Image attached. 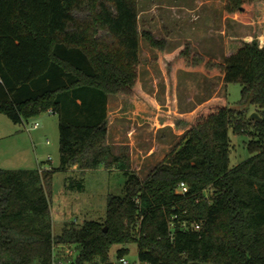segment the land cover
Returning <instances> with one entry per match:
<instances>
[{
    "label": "trees",
    "instance_id": "16d2710c",
    "mask_svg": "<svg viewBox=\"0 0 264 264\" xmlns=\"http://www.w3.org/2000/svg\"><path fill=\"white\" fill-rule=\"evenodd\" d=\"M260 1L226 0L225 11L253 17ZM143 35L165 64V41ZM140 37L138 0H0V112L15 123L59 115L60 165L48 174L113 164L126 176L102 221L65 226L56 238L39 169H0V254L11 255L0 264H56V242L77 244V264H105L114 244L122 261L131 242L139 264H264V43L239 37L217 64L261 118L209 99L176 122L182 139L141 179L108 142L109 95L141 92ZM250 122L252 154L231 166L230 129L246 133Z\"/></svg>",
    "mask_w": 264,
    "mask_h": 264
},
{
    "label": "rangeland",
    "instance_id": "374dc122",
    "mask_svg": "<svg viewBox=\"0 0 264 264\" xmlns=\"http://www.w3.org/2000/svg\"><path fill=\"white\" fill-rule=\"evenodd\" d=\"M225 2L226 0H224V12L229 15L225 11ZM258 11L261 14V10L257 8L256 13ZM256 13L253 17H232L248 22L255 18ZM246 34L249 35V33H240L238 36L247 38ZM147 48L144 47L142 51L147 50ZM178 50L175 55L166 54V58L172 60L171 63L167 62L166 58L165 64L160 63V56L157 60L165 70L164 76L160 80V94L163 90L165 91V95H163L165 96L164 104L161 106H157V103L144 91L143 87L152 93V80L141 78L140 66L141 92L137 97L130 100L122 95L111 94L109 103L110 141L114 144L115 152L128 156V164L138 173L141 179L148 176L151 170L172 150L179 140L178 137L184 134V126L180 127L176 125V122L181 121L180 124L182 125L183 121L194 118L206 102L201 103L199 101L200 104L187 113L174 111L175 108L170 111L169 106L173 108V105L171 106V100L168 102L167 98L168 96L175 98L176 88L179 92L178 100L182 104L181 107L185 109L188 107V96L193 95L191 97L193 101L197 99L194 95L205 94L203 86L200 85L202 83L200 78L191 76L188 80L182 79V83L178 84V80L174 77L175 68L181 64L190 67L192 70L204 71L206 69L208 71L212 69V66H217L216 62H210L205 57L194 53L189 46L184 54H179ZM149 63L151 64L152 61ZM201 66L205 69H201ZM241 91L242 84L240 82H228V94L225 89H222V95L216 96L226 97L229 106L244 110V119L248 121L252 112L259 113V106L257 103L252 102V98L248 101L249 98L242 97ZM36 122L38 123L37 127H35ZM159 122L162 124L166 122L167 125L170 123L173 130L162 128L156 132L155 129ZM161 130H164V135H161ZM254 130L252 122L246 128V133H234L233 129H230L231 166L236 165L252 154L248 149V145L251 140H254ZM152 147V153L148 154ZM59 165L58 114L50 110H42L28 123H15L5 113L0 112V169H39L44 180L45 192L50 200L53 232L56 238L65 226L80 224L90 219L102 221L106 216L110 197L123 195L126 181L124 171L113 164H102L98 168L86 170H81L75 165L72 169L56 168L52 173H47L50 168ZM205 194L209 196L211 194L210 189L206 190ZM122 246V244H114L111 247L110 260H113L115 264H123L117 255L118 249ZM126 246L129 251L124 258L129 264H139L138 244L131 242ZM78 253L76 243H55L56 264H68L75 261ZM10 256L9 253L3 252L0 254V259L10 258ZM98 264L104 263L99 262Z\"/></svg>",
    "mask_w": 264,
    "mask_h": 264
},
{
    "label": "crops",
    "instance_id": "0c3cea01",
    "mask_svg": "<svg viewBox=\"0 0 264 264\" xmlns=\"http://www.w3.org/2000/svg\"><path fill=\"white\" fill-rule=\"evenodd\" d=\"M138 7L139 31L141 34L140 76L145 80H152V93L148 92L145 87L143 88L157 103V106L164 104L165 96L163 95H165V91L163 90L160 94V80L163 78L165 70L160 64L161 59L159 60L160 63L157 61L160 56L159 50L151 46L148 39L144 37V32H150L156 39L165 41V54L175 55L179 48L189 46L194 53L220 65L224 63L226 56L236 47L240 33H249V35L246 34L247 38L245 37L247 40L257 36L261 43H264V0L258 2V10H261V14L258 11L255 18L248 22L225 14L224 0H138ZM144 47L148 48L142 51ZM143 55L145 56L143 57ZM200 68L205 69L203 66ZM175 69L174 77L178 80V84L182 83V79L188 80L191 76L200 78L202 80L200 85L203 86L205 94L194 95L197 99L193 101L191 98L193 95L188 96V107L185 109L181 107L182 104L178 100L179 92L176 88L175 98L170 96H168L169 99L167 98L168 102L171 100V106L173 105V108L169 106L170 111L175 108L174 111L187 113L194 110L200 104L199 101L202 103L211 97L222 95V89H225L228 94V82L225 81L224 74L217 66H212L211 70L207 71L205 69L202 71L192 70L190 67L180 64ZM193 73L195 74L193 75ZM145 74L149 76L147 77ZM160 95L163 98L159 97ZM110 98L111 94L109 95L108 110ZM183 104L185 103L183 102ZM169 124L159 122L157 128H154H156V132L162 128L173 130L171 124ZM160 133L164 135V130H161ZM109 135L110 121L108 125V142L111 143ZM183 135L178 137V142ZM152 150L153 147L148 154H151Z\"/></svg>",
    "mask_w": 264,
    "mask_h": 264
},
{
    "label": "built area",
    "instance_id": "2783aa9c",
    "mask_svg": "<svg viewBox=\"0 0 264 264\" xmlns=\"http://www.w3.org/2000/svg\"><path fill=\"white\" fill-rule=\"evenodd\" d=\"M37 126H38V123L36 122L35 123V127H37ZM179 187H180V190L183 191V192L188 189V186H187V184L184 181H182L180 183ZM122 262H123V264H129V262L125 258H122Z\"/></svg>",
    "mask_w": 264,
    "mask_h": 264
},
{
    "label": "water",
    "instance_id": "95a60500",
    "mask_svg": "<svg viewBox=\"0 0 264 264\" xmlns=\"http://www.w3.org/2000/svg\"><path fill=\"white\" fill-rule=\"evenodd\" d=\"M248 101H250V98L248 99ZM251 118H258L260 119L261 116L257 113V112H252L251 113ZM68 264H77L75 261H71ZM105 264H115V262L113 260L107 261Z\"/></svg>",
    "mask_w": 264,
    "mask_h": 264
}]
</instances>
